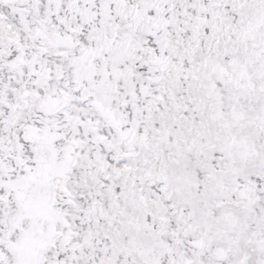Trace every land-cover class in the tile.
Instances as JSON below:
<instances>
[{"label": "snow or ice", "instance_id": "snow-or-ice-1", "mask_svg": "<svg viewBox=\"0 0 264 264\" xmlns=\"http://www.w3.org/2000/svg\"><path fill=\"white\" fill-rule=\"evenodd\" d=\"M0 264H264V0H0Z\"/></svg>", "mask_w": 264, "mask_h": 264}]
</instances>
